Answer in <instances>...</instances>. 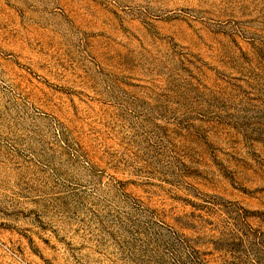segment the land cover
<instances>
[{"label": "rangeland", "instance_id": "rangeland-1", "mask_svg": "<svg viewBox=\"0 0 264 264\" xmlns=\"http://www.w3.org/2000/svg\"><path fill=\"white\" fill-rule=\"evenodd\" d=\"M0 264H264V0H0Z\"/></svg>", "mask_w": 264, "mask_h": 264}]
</instances>
